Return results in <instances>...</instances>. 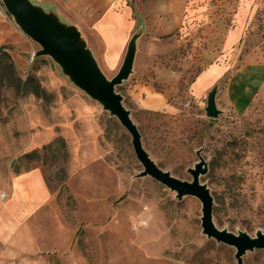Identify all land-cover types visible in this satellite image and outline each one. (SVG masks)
<instances>
[{
    "label": "rangeland",
    "instance_id": "1",
    "mask_svg": "<svg viewBox=\"0 0 264 264\" xmlns=\"http://www.w3.org/2000/svg\"><path fill=\"white\" fill-rule=\"evenodd\" d=\"M82 42L112 80L136 47L134 68L116 90L138 127L150 158L172 176H200L214 198V223L251 236L264 233V89L237 107L228 84L238 68L264 62V0H31ZM111 13L133 25L116 68L103 61L94 24ZM244 19L233 49L228 32ZM0 190L18 174L40 168L53 204L79 257L75 264H238L237 249L202 229V203L179 199L138 160L132 136L104 105L79 88L29 37L0 0ZM211 66L227 69L203 94L194 82ZM35 79L45 97L27 92ZM32 86H29V88ZM31 89V88H30ZM216 90L221 111L210 118ZM63 142H61V141ZM38 151L40 160L23 156ZM56 264H63L60 260ZM243 264H264V249L247 251Z\"/></svg>",
    "mask_w": 264,
    "mask_h": 264
},
{
    "label": "crops",
    "instance_id": "2",
    "mask_svg": "<svg viewBox=\"0 0 264 264\" xmlns=\"http://www.w3.org/2000/svg\"><path fill=\"white\" fill-rule=\"evenodd\" d=\"M244 19L226 36V46L233 49L244 37ZM133 25L122 15L111 13L94 24V31L104 44L103 61L108 68H116L130 40ZM0 31V41L4 38ZM96 55L95 51L93 50ZM242 65L228 84L237 107H247L251 98L264 89V62ZM227 69L211 66L194 82L195 93L201 95L222 78ZM2 194L5 196L2 197ZM54 193L48 187L42 169L14 176L9 185L0 190V264H75L82 261L53 204Z\"/></svg>",
    "mask_w": 264,
    "mask_h": 264
},
{
    "label": "water",
    "instance_id": "3",
    "mask_svg": "<svg viewBox=\"0 0 264 264\" xmlns=\"http://www.w3.org/2000/svg\"><path fill=\"white\" fill-rule=\"evenodd\" d=\"M5 1L25 33L42 47L38 56L52 57L79 88L102 103L130 133L135 154L144 167L141 177H152L175 191L179 199L185 196L198 198L203 206L201 218L203 233L220 243L235 247L238 264H243V256L247 251L264 249V233H258L253 237L245 232L237 234L216 226L213 218L214 198L207 186L200 181V176L208 171L206 161L200 153L199 162L194 168L189 169L192 180L184 181L162 170L144 149L141 133L124 106L123 96L116 90L133 71L136 58L133 40L129 44L122 67L117 75L109 80L100 69L93 52L82 42L79 30L63 24L54 14L39 9L31 0ZM206 112L214 119L221 114L216 105V90L209 95Z\"/></svg>",
    "mask_w": 264,
    "mask_h": 264
},
{
    "label": "trees",
    "instance_id": "4",
    "mask_svg": "<svg viewBox=\"0 0 264 264\" xmlns=\"http://www.w3.org/2000/svg\"><path fill=\"white\" fill-rule=\"evenodd\" d=\"M24 86L27 89V92L33 93L37 97L42 98L46 96L44 89L41 87V85L35 79L31 77L24 83ZM29 86H32L30 87L31 89L29 88ZM23 158L29 162H33V161L40 160V154L38 151L35 150V151L25 154Z\"/></svg>",
    "mask_w": 264,
    "mask_h": 264
},
{
    "label": "built area",
    "instance_id": "5",
    "mask_svg": "<svg viewBox=\"0 0 264 264\" xmlns=\"http://www.w3.org/2000/svg\"><path fill=\"white\" fill-rule=\"evenodd\" d=\"M5 195L4 194H2V197H4Z\"/></svg>",
    "mask_w": 264,
    "mask_h": 264
}]
</instances>
